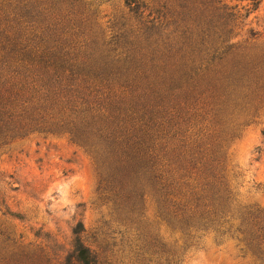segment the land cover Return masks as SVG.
Instances as JSON below:
<instances>
[{
  "label": "trees",
  "instance_id": "1",
  "mask_svg": "<svg viewBox=\"0 0 264 264\" xmlns=\"http://www.w3.org/2000/svg\"><path fill=\"white\" fill-rule=\"evenodd\" d=\"M50 1L0 0V147L34 133L64 135L88 153L98 190L125 225L139 226L151 203L183 243L213 235L264 264V211L234 205L219 141L223 126H246L264 108V45L234 36L250 10L212 6L203 30L197 24L174 50L139 0L122 1L144 27L122 19L106 28L117 29L111 34L91 5ZM72 233L64 264H124L97 232L91 247L81 223ZM0 238V264H46ZM162 248L151 255L168 254ZM139 250L126 264H152Z\"/></svg>",
  "mask_w": 264,
  "mask_h": 264
},
{
  "label": "rangeland",
  "instance_id": "2",
  "mask_svg": "<svg viewBox=\"0 0 264 264\" xmlns=\"http://www.w3.org/2000/svg\"><path fill=\"white\" fill-rule=\"evenodd\" d=\"M77 1L92 6V18H96L102 30L122 19L129 20L131 26L143 23L128 16L122 0ZM139 1L149 6L145 16L150 15L149 21L154 19L157 23L156 32L162 44H167L166 48L181 49V44L193 36L197 24L203 30L212 6L242 15L250 10L234 30L235 41L249 46L264 45V0ZM51 3L47 0L48 7ZM105 32L111 34L117 29ZM262 131L264 108L248 125H225L219 134L237 209L264 211ZM157 215V209L146 203L139 226L122 223L113 210L110 195L98 190L90 156L64 135L34 133L0 147V235L9 236L16 246L34 251L46 264H64L72 252L75 240L72 231L78 223L84 227L81 236L84 245L91 247L97 232L100 239L115 245L112 248L115 260L124 264L133 247L140 249L145 263L150 260L152 264H165V259L169 264H256L255 258L241 251L235 241L207 235L197 243L185 239L184 244ZM136 236L140 238L138 242ZM162 246L168 254L151 255Z\"/></svg>",
  "mask_w": 264,
  "mask_h": 264
}]
</instances>
